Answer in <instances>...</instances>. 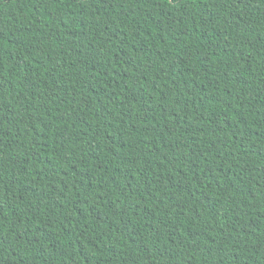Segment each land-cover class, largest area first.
I'll return each instance as SVG.
<instances>
[{"label": "trees", "instance_id": "16d2710c", "mask_svg": "<svg viewBox=\"0 0 264 264\" xmlns=\"http://www.w3.org/2000/svg\"><path fill=\"white\" fill-rule=\"evenodd\" d=\"M0 264H264V0H0Z\"/></svg>", "mask_w": 264, "mask_h": 264}]
</instances>
